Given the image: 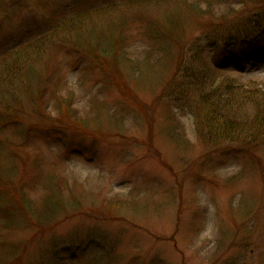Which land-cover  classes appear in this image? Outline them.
<instances>
[{"label":"rangeland","instance_id":"rangeland-1","mask_svg":"<svg viewBox=\"0 0 264 264\" xmlns=\"http://www.w3.org/2000/svg\"><path fill=\"white\" fill-rule=\"evenodd\" d=\"M77 16L119 73L52 34ZM260 19L264 0H0V54L33 46L0 77V264H264V131L201 132L179 68L264 84V43L229 37Z\"/></svg>","mask_w":264,"mask_h":264},{"label":"trees","instance_id":"trees-1","mask_svg":"<svg viewBox=\"0 0 264 264\" xmlns=\"http://www.w3.org/2000/svg\"><path fill=\"white\" fill-rule=\"evenodd\" d=\"M82 17H73L70 20H67L65 24L58 25L53 28L52 34L55 35L57 33H63L61 36H71L75 39V43L80 44L84 39H86L89 43H93V48L97 53V58L108 60L113 64V67L116 66L115 71L119 73L117 69L120 66H117L118 61L124 62V53L117 46L111 47L110 41L113 36H110L104 39V35H92L89 34L87 37H84L79 34L78 29H72V23L75 19H81ZM70 21V22H69ZM261 23L259 28L249 30L245 33L244 37H236L237 35L229 36L233 41L231 46L240 49L242 47H250L253 45H257L258 43H264V24L260 19ZM68 30V31H67ZM84 31V28H82ZM112 33L115 36V32L112 29ZM239 32L240 30H234ZM75 33V34H73ZM89 33H92V29ZM227 36V35H226ZM64 38V37H63ZM113 44V43H112ZM225 48H229L230 45H224ZM81 52H84V49L79 46ZM33 46L27 45L23 46L19 49L5 52L0 54V77L2 79L6 78L9 74L15 75L14 73L21 70L24 66H19L29 54L32 53ZM183 54V53H182ZM181 54V55H182ZM36 57H32L29 59L30 63H36ZM201 56L196 52L194 54V58L190 61V63H180L181 69L188 70L187 78L190 79L188 83V92L190 94L196 93V108L194 112L196 122L198 123L200 118L202 119L201 123V132L211 133L213 131H218L217 137L221 134H229L230 132H237L240 127L245 129L246 127L259 128V130L264 131V99L260 100L259 94H262V87L264 84L257 83H239L234 78L219 73L215 71L213 64H201ZM28 62V63H29ZM125 65V64H123ZM19 66V67H17ZM215 67L219 70L221 68L220 65H215ZM221 74L219 76L212 75ZM21 77L24 79L22 70L20 72ZM116 75V74H115ZM39 80L42 83L43 76H39ZM0 92H5V89H0ZM255 92L256 94H253ZM262 98H264L262 96ZM238 102H242V104H247L251 107L247 111L239 112L236 110V106ZM251 102V103H248ZM237 103V104H236ZM63 104L57 102L55 108H61ZM52 110L51 108L46 111ZM53 110L51 111V114ZM254 113V114H253ZM252 116H249V115ZM260 126V127H259ZM81 130V129H80ZM58 185V183H56ZM55 202L60 203V198H56V195L53 196Z\"/></svg>","mask_w":264,"mask_h":264}]
</instances>
